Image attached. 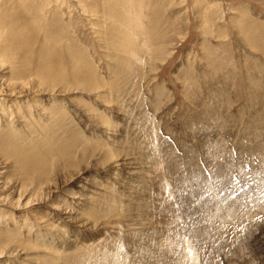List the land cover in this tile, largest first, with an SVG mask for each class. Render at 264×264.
<instances>
[{"label": "rangeland", "instance_id": "374dc122", "mask_svg": "<svg viewBox=\"0 0 264 264\" xmlns=\"http://www.w3.org/2000/svg\"><path fill=\"white\" fill-rule=\"evenodd\" d=\"M0 32V264H264V0H0Z\"/></svg>", "mask_w": 264, "mask_h": 264}, {"label": "bare ground", "instance_id": "6f19581e", "mask_svg": "<svg viewBox=\"0 0 264 264\" xmlns=\"http://www.w3.org/2000/svg\"><path fill=\"white\" fill-rule=\"evenodd\" d=\"M0 33H1V32H0ZM0 39H1V37H0ZM118 42H119V40H118ZM119 45H120V42H119ZM8 87H9V86H8ZM10 88H11V87H10ZM10 88H9V89H10ZM0 92L4 93V91H2V90H0ZM9 93H10V92H9ZM5 94L8 95L7 93L1 94V95H5ZM11 95H14L13 92L11 93ZM206 105H207V104H206ZM207 108H208V107H207ZM205 109H206V108H205ZM208 109H209V108H208ZM201 112H202V111H201ZM208 114H209V113H208ZM208 114H207V115H208ZM263 114H264V113H263ZM196 116H197V115H196ZM208 117H209V116H208ZM206 121H207V120H206ZM256 122H257V121H256ZM197 123H198V122H197ZM190 125H191V124H190ZM204 126H205V125H204ZM260 130H261V129H260ZM209 131H211V130H209ZM204 134H205V133H204ZM214 136H215V135H214ZM210 139H211V138H210ZM219 139H220V138H219ZM221 140H222V139H221ZM215 141H216V140H215ZM219 141H220V140H219ZM211 143H212V142H211ZM211 143H210V144H211ZM212 144H213V143H212ZM220 144H221V143H220ZM211 146H212V145H211ZM213 146L216 147V144L213 145ZM213 146H212V147H213ZM213 149H214V148H213ZM213 149H212V150H213ZM212 150H211V151H212ZM215 150H216V149H215ZM211 151H210V152H211ZM210 152H209V153H210ZM213 152H214V151H213ZM215 152H216V151H215ZM216 153H217V152H216ZM216 153H215V154H216ZM211 155H213V154H211ZM225 155H226V154H225ZM217 156H218V155H217ZM166 159H167V158H166ZM218 160H219V159H218ZM212 162H213V161H212ZM217 162H218V161H217ZM194 163H195V162H194ZM192 164H193V163H192ZM236 164H238V163H236ZM194 165H195V164H194ZM198 165H199V164H198ZM210 165H211V164H210ZM220 165H221V164H220ZM234 165H235V164H234ZM238 165H239V164H238ZM199 166H200V165H199ZM215 168H216V167H215ZM196 169H197V168H196ZM232 169H233V168H232ZM198 170H199V169H198ZM216 170H217V169H216ZM183 171H184V170H183ZM193 171H194V170H193ZM232 171H233V170H232ZM181 172H182V171H181ZM186 172H187V171H186ZM213 172H214V171H213ZM213 172H212V173H213ZM223 172H224V171H223ZM3 173H4V172H0V178H3ZM192 173H193V172H192ZM183 174H184V173H183ZM229 174H231V173H229ZM211 175H212V174H211ZM212 176H213V175H212ZM214 176H215V175H214ZM222 176H224V173L222 174ZM227 177H228V176H227ZM260 177H261V176H260ZM40 178H42L41 174H40ZM197 178H198V177H197ZM197 178H196V179H197ZM207 178H208V177H207ZM213 178H214V177H213ZM200 180H201V179H200ZM200 180H199V181H200ZM201 181H202V180H201ZM219 183H220V182H219ZM262 183H263V182H262ZM200 184H201V183H200ZM200 184H199V186H200ZM263 184H264V183H263ZM197 186H198V185H197ZM198 189H199V188H198ZM209 189H210V188H209ZM189 195H190V194H189ZM81 196H82V195H81ZM77 197H78V196H77ZM77 197H74V198H77ZM197 197H198V196H197ZM79 199H81V197H80ZM203 199H205V198H203ZM254 199H255V198H254ZM259 200H260V199H259ZM261 200H262V199H261ZM254 202L258 203L257 201H254ZM254 202H253V203H254ZM197 203H198V202H197ZM263 203H264V202H263ZM251 205H252L251 208H253V204H251ZM257 205L259 206V204H257ZM257 205H256V206H257ZM213 208H214V207H213ZM256 208H257V207H256ZM261 208H262V207H259L258 209L260 210ZM228 209H229V207H228ZM230 209H231V208H230ZM253 209H254V208H253ZM262 209H263V208H262ZM262 209H261V210H262ZM261 210H260V211H261ZM230 211H231V210H230ZM240 211H242V210H240ZM245 211H246V210H245ZM245 211H244V212H245ZM248 211H249V209L247 210V212H248ZM250 211H251V210H250ZM256 211H257V210H256ZM219 212H220V211H219ZM221 212H222V211H221ZM244 212H243V213H244ZM247 212H246V213H247ZM72 213L75 214L74 211H72ZM249 213H251V212H249ZM252 213H253V210H252ZM204 214H205V213H204ZM219 214H221L220 216H222V218H223L222 213H219ZM224 214H228V213H224ZM231 214H232V213H231ZM213 215H214V214H213ZM213 215H212V216H213ZM242 215H243V214H242ZM215 216L218 218L219 215H215ZM230 216H231V215H230ZM249 216H250V215H249ZM233 217H234V216H233ZM205 218H206V217H205ZM220 218H221V217H220ZM222 218H221V219H222ZM229 218H232V217H229ZM215 219H216V218H215ZM212 220H213V219H212ZM237 221H238V220H237ZM217 222H219V220H218ZM220 223H221V222H220ZM221 224H222V223H221ZM198 226H199V225H198ZM199 228H200V226H199L197 229H199ZM200 230H201V229H199V232H200ZM195 231H196V229H195L193 232H195ZM203 231H204V233H206V231H205L204 229L202 230V234L204 235V237H206V235L203 233ZM137 232H138V231H137ZM197 232H198V230H197ZM197 232H196V233H197ZM134 233H135V232H134ZM200 233H201V232H200ZM211 233H212V232H211ZM211 233H210V234H211ZM131 234L133 235V233H131ZM140 234H141V233H140ZM197 234H198V233H197ZM202 234H199L198 236H200V235L203 236ZM195 235H196V234H195ZM135 236H136V235H135ZM135 236H134V237H135ZM192 236H193V235H192ZM201 236H200V238H202ZM132 237H133V236H132ZM137 237H138V236H137ZM193 237H194V239H196V236H193ZM204 237H203V238H204ZM207 238H208V237H207ZM204 239H205V238H204ZM204 239H203V240H204ZM131 240H132V239H131ZM135 241H136V240H135ZM204 241H205V240H204ZM136 242H137V241H136ZM192 242H193V241H192ZM211 242H212V241H211ZM211 242H210V243H211ZM138 244H140V245L138 246ZM146 244H147V243H146ZM142 245H143L142 241L138 240V243H137V246H138V247L135 246V247H136V253L134 254V256H132V258H131V256H130V254L128 253V250L126 251L127 256L131 259V261L129 262V264H145L141 259L144 258L145 255H146V253H148V252H147L146 248H143V247H142ZM9 247H10V251H9V252H11V254H13V253L16 252V248H15V247H13V246H11V245H10ZM9 247H7V248H5V249H3L2 246L0 247V258L3 257V255L5 254V250L8 249ZM139 247H140V249H139ZM195 247H196V246H195ZM141 248H143V249L141 250ZM192 251H193V250H192ZM193 252H194V251H193ZM149 253L151 254V252H149ZM150 254H148V255H150ZM190 255H192V253H190ZM190 255H189V256H190ZM194 256H195V255H194ZM202 256H203V255H202ZM159 260H160V259H159ZM193 260H194V259H193ZM208 260H209V259H208ZM162 261H163V260H162ZM162 261H161V262H162ZM172 261H173V260H172ZM212 261H213V260H212ZM79 262H80V261H79ZM152 262H153V261H152ZM159 262H160V261H159ZM205 262H207V261H205ZM210 262H211V260H209L207 263L209 264ZM80 263H84V262H80ZM180 263H181V262H180ZM210 264H213V263H210Z\"/></svg>", "mask_w": 264, "mask_h": 264}]
</instances>
